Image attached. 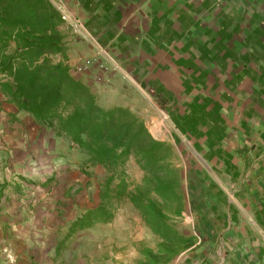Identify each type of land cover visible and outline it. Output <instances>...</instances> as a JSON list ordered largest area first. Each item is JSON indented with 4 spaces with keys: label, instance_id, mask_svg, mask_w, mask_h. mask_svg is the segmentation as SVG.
<instances>
[{
    "label": "crops",
    "instance_id": "crops-1",
    "mask_svg": "<svg viewBox=\"0 0 264 264\" xmlns=\"http://www.w3.org/2000/svg\"><path fill=\"white\" fill-rule=\"evenodd\" d=\"M49 1L62 20L52 61L70 70L98 55L113 66L70 73L101 106L139 115L181 170L175 226L187 243L161 250L143 222L156 244L140 238L134 264H264V0ZM64 139L0 92V264H82L71 250L110 242L79 227L91 203L31 204L30 190L45 195L51 182L33 180L35 168L61 162ZM31 239L44 249H25ZM108 252L84 263L110 264Z\"/></svg>",
    "mask_w": 264,
    "mask_h": 264
},
{
    "label": "trees",
    "instance_id": "trees-1",
    "mask_svg": "<svg viewBox=\"0 0 264 264\" xmlns=\"http://www.w3.org/2000/svg\"><path fill=\"white\" fill-rule=\"evenodd\" d=\"M61 21L49 0H0V92L18 111L68 139L87 155L86 162L103 166L110 173L108 185L117 178L115 197L138 211L161 239L159 249L168 244L175 252L186 241L175 226L184 198L174 151L129 108L101 106L68 66L52 61L62 50ZM131 156L143 172L133 185L123 172ZM79 221V227L85 225Z\"/></svg>",
    "mask_w": 264,
    "mask_h": 264
},
{
    "label": "rangeland",
    "instance_id": "rangeland-1",
    "mask_svg": "<svg viewBox=\"0 0 264 264\" xmlns=\"http://www.w3.org/2000/svg\"><path fill=\"white\" fill-rule=\"evenodd\" d=\"M104 101L102 99L100 104H103ZM64 140L70 142L68 139ZM71 146L68 148L63 146L64 148L61 149V152L64 155L61 157V162H55V167L53 166L51 170L52 164L50 163H46L45 165L48 167L44 169L41 166H38V170L37 167L35 168L39 172V177L37 176L36 179L33 177V180L39 181L40 178L45 177L50 178L51 182H43L44 185L47 184L45 187H50L45 192V195H39L31 192L32 189L30 190L29 197L31 198V204L35 202L34 199H38L36 202H43L44 204H52L57 200L62 206L70 204L75 205L76 208H79V205L85 207L87 203L93 204V209H89V212L80 213L79 216H76V219H84L85 225L92 226L91 233L94 236H98L104 232L108 234L110 242L104 248L97 247V243L95 242L94 244L92 243L93 247L91 248L90 246L86 249L90 250L89 252L91 253H88L79 245L77 248L71 250L75 251L73 254L80 256L81 259L79 261L82 264H86L84 261H89L88 256H92L91 254L101 256L102 250H107L109 251L108 253H111V257L108 259L110 264H134L135 258L133 256L140 248L138 240L141 238L145 246L154 247L156 244L154 235L145 227L138 211L133 208L128 200L120 198L118 200L115 197L114 192L118 179H113L108 185L110 173L101 165L86 162L87 155L81 152L75 145L72 144ZM54 171L59 173L55 181L58 182V179L60 180L62 192L58 191L55 195H52L51 189L54 187L58 189V184H55L53 180ZM123 172L124 178L130 185L138 183L143 175L134 156H131L125 163ZM104 196L107 201L102 200ZM106 196H110V198ZM41 246L37 240L31 239L28 246H25V249L39 251L44 249ZM17 247L19 248V246ZM178 249L179 247L176 250L178 251ZM117 252L122 253L124 257L117 258ZM102 256L105 255L103 254Z\"/></svg>",
    "mask_w": 264,
    "mask_h": 264
},
{
    "label": "built area",
    "instance_id": "built-area-1",
    "mask_svg": "<svg viewBox=\"0 0 264 264\" xmlns=\"http://www.w3.org/2000/svg\"><path fill=\"white\" fill-rule=\"evenodd\" d=\"M94 66L99 68L102 72H109L113 68V66L101 60L98 55H94L75 61L70 67V70L73 72H85Z\"/></svg>",
    "mask_w": 264,
    "mask_h": 264
}]
</instances>
